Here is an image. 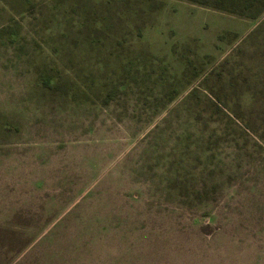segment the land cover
Instances as JSON below:
<instances>
[{"label": "rangeland", "instance_id": "obj_1", "mask_svg": "<svg viewBox=\"0 0 264 264\" xmlns=\"http://www.w3.org/2000/svg\"><path fill=\"white\" fill-rule=\"evenodd\" d=\"M0 264H264V11L0 0Z\"/></svg>", "mask_w": 264, "mask_h": 264}, {"label": "trees", "instance_id": "obj_2", "mask_svg": "<svg viewBox=\"0 0 264 264\" xmlns=\"http://www.w3.org/2000/svg\"><path fill=\"white\" fill-rule=\"evenodd\" d=\"M195 4L211 6L230 13L257 18L264 11V0H186Z\"/></svg>", "mask_w": 264, "mask_h": 264}]
</instances>
